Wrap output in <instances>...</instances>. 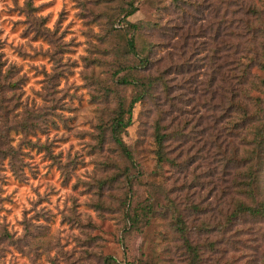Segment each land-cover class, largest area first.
Masks as SVG:
<instances>
[{
  "label": "rangeland",
  "instance_id": "374dc122",
  "mask_svg": "<svg viewBox=\"0 0 264 264\" xmlns=\"http://www.w3.org/2000/svg\"><path fill=\"white\" fill-rule=\"evenodd\" d=\"M132 1L137 12L130 22L160 26L140 32L138 50L142 53L148 43L156 46L151 60L157 70L168 73L173 70L169 59L177 54L172 27L182 19L171 0H0V88L8 82L9 70L11 82L19 81L14 91L0 89V140L22 152L21 162L0 157V239L11 236L6 244L0 241V264H98L104 256L120 262L142 256L150 264H182L175 259L183 256L174 255L181 242L164 218H155L143 232L125 231L123 178L100 188L125 166L110 137L101 141L98 125L101 118L112 116L118 103L127 105L136 94L119 85L114 75L138 64L126 52V28L120 26ZM255 2L259 13L264 12V0ZM213 4L222 16L221 0ZM205 15L208 11L195 14L199 21ZM199 36L191 40L190 45H198L186 60L193 58L196 79L202 83L208 52ZM143 54L150 53L146 49ZM258 62L251 71L263 84L264 57ZM126 75L137 76L125 69L120 77ZM187 78L169 74L171 97L183 112L196 100ZM254 95L262 98L264 108V89ZM153 110L150 101L136 106L124 141L150 182L162 184L156 189L165 205V196L176 198L174 175L167 164L152 177ZM26 123L34 126L27 136L21 131ZM146 193L147 187L137 183V199ZM224 219L217 213L189 218L191 236L203 248L202 264H262L264 223L223 225Z\"/></svg>",
  "mask_w": 264,
  "mask_h": 264
},
{
  "label": "trees",
  "instance_id": "16d2710c",
  "mask_svg": "<svg viewBox=\"0 0 264 264\" xmlns=\"http://www.w3.org/2000/svg\"><path fill=\"white\" fill-rule=\"evenodd\" d=\"M171 1L174 10L182 13V19L176 20V26L172 27L177 54L169 59L173 70L168 73L157 70L151 60V52L156 46L148 43L141 53L137 45L143 29L160 26L130 22L128 19L137 12L133 1L123 10L120 26L126 28L123 35L126 52L138 58V64L120 68L114 75L119 85L133 88L136 94L127 105L118 103L106 121L100 119L101 141L104 142L108 135L125 161L124 168H119L116 176L106 179L100 188L112 187L123 178L121 202L125 231L143 232L155 218L162 217L181 242L174 248L178 251L174 255L183 256V259L175 260L182 264H202L203 248L191 236L194 226L190 225L189 218L196 221L200 216L217 213L225 217L223 225L236 222L237 226H245L248 221L264 223V108L262 98L254 95L264 89V83L259 84L251 71L264 57V12L259 13L255 0H221L222 16L215 8L214 0ZM28 7L32 9L30 4ZM205 11L209 15H205L203 21L196 19V13ZM215 12L219 14L214 17ZM198 36L204 39L205 52H208L202 83L196 79L198 67L193 65V58L189 62L186 60L188 52L192 56V48L198 45L195 42L190 45V42ZM146 49L150 54L144 56ZM248 57L251 63L247 65L244 61ZM235 61H238L236 67H231ZM125 69L137 76L120 77ZM11 72L9 70L6 77L8 82L0 88L3 92L14 91L18 86L19 81L11 82ZM169 74L179 75L182 79L189 75L187 79H192L196 100L189 112H183L171 97ZM148 101L154 107L150 113L155 160L152 177L160 175L167 164L174 175L176 198L165 196V205L156 189L161 190L162 184L150 182L133 150L124 141V135L134 123L136 106ZM33 127L26 123L21 131L27 136L25 132ZM169 144L170 149H167ZM0 148H5L0 157L22 161V152L7 148L5 140H0ZM137 183L147 187L142 200L135 196ZM209 227L204 230L208 231ZM0 241L6 244L11 241V236H2ZM14 244L18 245V242ZM25 247L28 248V244ZM85 261L87 263L80 264H92ZM98 264L150 263L142 256L135 260L126 256L123 262L113 256H104Z\"/></svg>",
  "mask_w": 264,
  "mask_h": 264
}]
</instances>
